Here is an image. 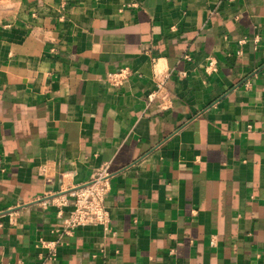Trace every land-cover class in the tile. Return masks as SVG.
Instances as JSON below:
<instances>
[{
	"label": "crops",
	"instance_id": "1",
	"mask_svg": "<svg viewBox=\"0 0 264 264\" xmlns=\"http://www.w3.org/2000/svg\"><path fill=\"white\" fill-rule=\"evenodd\" d=\"M3 2L0 264H264V0ZM104 166L67 235L42 202Z\"/></svg>",
	"mask_w": 264,
	"mask_h": 264
},
{
	"label": "built area",
	"instance_id": "2",
	"mask_svg": "<svg viewBox=\"0 0 264 264\" xmlns=\"http://www.w3.org/2000/svg\"><path fill=\"white\" fill-rule=\"evenodd\" d=\"M188 61L190 57H186ZM206 71L215 73L217 65L214 60L208 62ZM129 70L122 69L116 73L109 74L108 81L111 85L121 86L129 78ZM167 80H161L157 89L148 96V104L152 106L157 100H161L158 106L160 110H167L171 105V97L167 90ZM3 169V160L0 157V170ZM112 173L107 166L97 170L91 180L80 187L70 189L66 192L45 199V206H53L58 210V216L65 218L64 232L69 235L77 228L87 226H101L106 231L110 226V214L105 205V198L110 188ZM214 246V241L212 242ZM55 247L49 248L46 254H41L37 264H52L55 259Z\"/></svg>",
	"mask_w": 264,
	"mask_h": 264
},
{
	"label": "rangeland",
	"instance_id": "3",
	"mask_svg": "<svg viewBox=\"0 0 264 264\" xmlns=\"http://www.w3.org/2000/svg\"><path fill=\"white\" fill-rule=\"evenodd\" d=\"M65 2L67 3V0H65ZM7 6H8V4L6 3V2H3L2 4H1V6H0V14L1 15H3L4 13H1V9L2 10H5V8H7ZM3 21L4 19L2 18V19H0V21Z\"/></svg>",
	"mask_w": 264,
	"mask_h": 264
}]
</instances>
